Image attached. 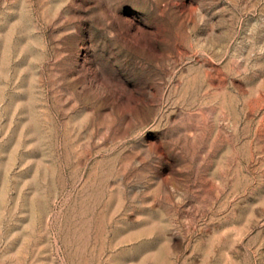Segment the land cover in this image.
Returning a JSON list of instances; mask_svg holds the SVG:
<instances>
[{"label":"rangeland","instance_id":"1","mask_svg":"<svg viewBox=\"0 0 264 264\" xmlns=\"http://www.w3.org/2000/svg\"><path fill=\"white\" fill-rule=\"evenodd\" d=\"M0 264H264V0H0Z\"/></svg>","mask_w":264,"mask_h":264}]
</instances>
